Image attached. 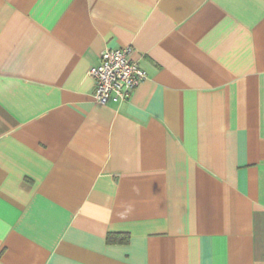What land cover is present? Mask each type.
<instances>
[{
  "label": "crops",
  "instance_id": "crops-1",
  "mask_svg": "<svg viewBox=\"0 0 264 264\" xmlns=\"http://www.w3.org/2000/svg\"><path fill=\"white\" fill-rule=\"evenodd\" d=\"M0 264H264V0H0Z\"/></svg>",
  "mask_w": 264,
  "mask_h": 264
},
{
  "label": "built area",
  "instance_id": "built-area-1",
  "mask_svg": "<svg viewBox=\"0 0 264 264\" xmlns=\"http://www.w3.org/2000/svg\"><path fill=\"white\" fill-rule=\"evenodd\" d=\"M131 51L132 47H108L102 51L100 62L90 68L97 103L107 105L126 101L133 90L148 79V72L130 59Z\"/></svg>",
  "mask_w": 264,
  "mask_h": 264
},
{
  "label": "trees",
  "instance_id": "trees-1",
  "mask_svg": "<svg viewBox=\"0 0 264 264\" xmlns=\"http://www.w3.org/2000/svg\"><path fill=\"white\" fill-rule=\"evenodd\" d=\"M108 241H109L110 243H113V242H115V238H114L113 236H109V237H108Z\"/></svg>",
  "mask_w": 264,
  "mask_h": 264
}]
</instances>
